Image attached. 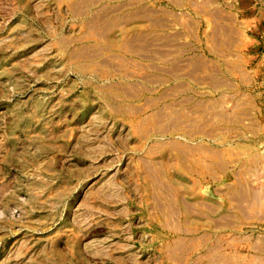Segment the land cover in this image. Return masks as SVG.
I'll return each mask as SVG.
<instances>
[{"label":"rangeland","instance_id":"374dc122","mask_svg":"<svg viewBox=\"0 0 264 264\" xmlns=\"http://www.w3.org/2000/svg\"><path fill=\"white\" fill-rule=\"evenodd\" d=\"M0 264H264V0H0Z\"/></svg>","mask_w":264,"mask_h":264}]
</instances>
